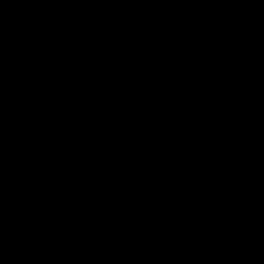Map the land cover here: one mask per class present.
<instances>
[{"label": "water", "instance_id": "water-1", "mask_svg": "<svg viewBox=\"0 0 264 264\" xmlns=\"http://www.w3.org/2000/svg\"><path fill=\"white\" fill-rule=\"evenodd\" d=\"M0 264H264V0H0Z\"/></svg>", "mask_w": 264, "mask_h": 264}]
</instances>
